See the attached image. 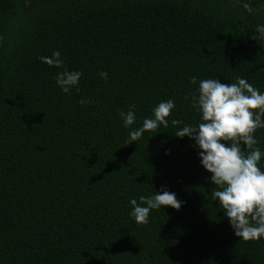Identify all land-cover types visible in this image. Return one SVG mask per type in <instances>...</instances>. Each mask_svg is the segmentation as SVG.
Wrapping results in <instances>:
<instances>
[{
    "label": "trees",
    "instance_id": "obj_1",
    "mask_svg": "<svg viewBox=\"0 0 264 264\" xmlns=\"http://www.w3.org/2000/svg\"><path fill=\"white\" fill-rule=\"evenodd\" d=\"M238 4L0 0V264H264V240L234 236L198 149L174 135L199 122L184 97L200 79L264 92V0ZM52 50L82 73L78 91L61 92L62 69L37 59ZM169 98L168 126L124 145L117 111L134 105L136 128ZM253 135L264 151V128ZM162 186L178 210L129 217L130 197Z\"/></svg>",
    "mask_w": 264,
    "mask_h": 264
},
{
    "label": "clouds",
    "instance_id": "obj_2",
    "mask_svg": "<svg viewBox=\"0 0 264 264\" xmlns=\"http://www.w3.org/2000/svg\"><path fill=\"white\" fill-rule=\"evenodd\" d=\"M255 33L257 39H264V24L256 25ZM37 59L49 67L62 69L54 76L55 86L61 92L67 95L79 90L82 73L64 67L58 50ZM99 75L107 78L104 71ZM234 80L222 83L214 77L200 79L197 84V78L192 76L189 83L197 84V87L184 99L199 114V122L182 124L174 135L188 137L198 149L199 164L210 174L207 180L214 185L210 199L223 211L234 236L244 241L264 240V151L253 135L257 129L264 128V92L240 76ZM77 103L84 105L90 100L81 97ZM174 107L171 98L158 102L151 109V117L143 118L136 128L129 127L137 119L134 105L127 111L118 110L122 127L129 129L124 145L135 142L148 131L167 127L170 110ZM170 122L181 124L176 119ZM181 204L174 192L162 186L160 191H153L148 196L130 197L128 215L136 223L146 224L150 210L162 206L178 210Z\"/></svg>",
    "mask_w": 264,
    "mask_h": 264
},
{
    "label": "rangeland",
    "instance_id": "obj_3",
    "mask_svg": "<svg viewBox=\"0 0 264 264\" xmlns=\"http://www.w3.org/2000/svg\"><path fill=\"white\" fill-rule=\"evenodd\" d=\"M210 1L220 2L226 10L233 11L237 14L240 11L239 4H238L240 0H210Z\"/></svg>",
    "mask_w": 264,
    "mask_h": 264
}]
</instances>
